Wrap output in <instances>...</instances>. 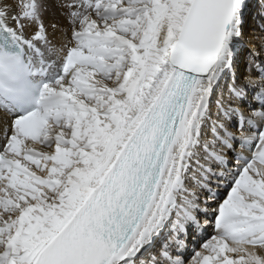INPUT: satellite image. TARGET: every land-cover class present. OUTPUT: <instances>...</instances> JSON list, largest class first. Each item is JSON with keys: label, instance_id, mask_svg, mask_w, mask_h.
Segmentation results:
<instances>
[{"label": "snow or ice", "instance_id": "snow-or-ice-1", "mask_svg": "<svg viewBox=\"0 0 264 264\" xmlns=\"http://www.w3.org/2000/svg\"><path fill=\"white\" fill-rule=\"evenodd\" d=\"M62 8L55 78L0 130V264H264V58L258 78L237 66L247 0Z\"/></svg>", "mask_w": 264, "mask_h": 264}, {"label": "bare ground", "instance_id": "bare-ground-1", "mask_svg": "<svg viewBox=\"0 0 264 264\" xmlns=\"http://www.w3.org/2000/svg\"><path fill=\"white\" fill-rule=\"evenodd\" d=\"M32 2L33 0H4L3 6L0 7V17H3L5 9L8 15L0 19V23L27 45L32 44L36 50L41 52V56L38 57L36 50H33L29 58L38 67H47L51 63L49 78L52 79L55 78L57 64L62 56L61 46L66 39L70 38V29L67 37L53 27V24H57L69 28L65 16L62 15L64 11L62 8L64 0H40V14L43 19V24L48 26L47 40L43 38L42 41L40 40V36L44 37L43 29H41V32L37 36L31 37V33L36 27V24L40 21L37 19L34 23L31 20L23 19L31 11L30 5ZM247 3L249 5L247 9L248 23L245 27L244 38L240 42L238 49V74L243 77H247L250 74L253 78H258L259 75L256 74L254 69L250 73L248 69L252 62L253 52H260L261 57L264 58V27H262L264 26V0H247ZM17 9H19L18 12ZM13 12H16L21 19L14 21L12 18ZM21 24L26 27L22 29ZM27 37L31 38L29 39ZM227 83L226 81L222 86L225 95L227 94ZM219 95L218 93V97ZM213 111H215L214 105ZM9 119L10 116L0 110V130L3 129L5 122L9 124Z\"/></svg>", "mask_w": 264, "mask_h": 264}, {"label": "clouds", "instance_id": "clouds-1", "mask_svg": "<svg viewBox=\"0 0 264 264\" xmlns=\"http://www.w3.org/2000/svg\"><path fill=\"white\" fill-rule=\"evenodd\" d=\"M11 70V66L10 65H6L5 66V71H10Z\"/></svg>", "mask_w": 264, "mask_h": 264}, {"label": "rangeland", "instance_id": "rangeland-1", "mask_svg": "<svg viewBox=\"0 0 264 264\" xmlns=\"http://www.w3.org/2000/svg\"><path fill=\"white\" fill-rule=\"evenodd\" d=\"M250 48V47H249ZM251 50L253 51V49L251 48Z\"/></svg>", "mask_w": 264, "mask_h": 264}]
</instances>
